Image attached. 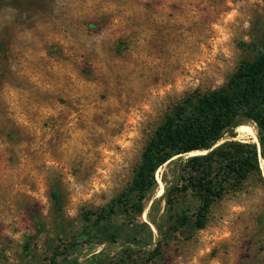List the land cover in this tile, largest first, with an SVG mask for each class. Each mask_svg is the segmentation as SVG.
Masks as SVG:
<instances>
[{"label":"rangeland","instance_id":"rangeland-1","mask_svg":"<svg viewBox=\"0 0 264 264\" xmlns=\"http://www.w3.org/2000/svg\"><path fill=\"white\" fill-rule=\"evenodd\" d=\"M263 35L264 0H0V264H264L261 157V178L213 204L189 239L166 233L174 158L140 214L151 234L117 211L115 243L70 247L130 186L171 109L224 86ZM235 133L259 148L253 123Z\"/></svg>","mask_w":264,"mask_h":264},{"label":"trees","instance_id":"trees-1","mask_svg":"<svg viewBox=\"0 0 264 264\" xmlns=\"http://www.w3.org/2000/svg\"><path fill=\"white\" fill-rule=\"evenodd\" d=\"M245 122L255 125L259 148L235 139V130ZM192 152L200 154L189 156ZM260 157L264 164V35L252 60L240 63L224 86L205 94H189L171 109L146 143L130 186L92 215L83 232L72 237L70 247L115 243L126 231L123 224L112 222L117 211L138 219L151 234L140 214L157 188L155 173L174 158L179 161V179L168 183L162 175L165 188L160 199L168 214L166 233L179 232L189 239L204 228L213 204L249 178H261ZM51 199L60 208L56 190L51 191ZM178 204L181 207L176 209ZM149 221L162 232L150 217ZM35 226L39 232V225ZM159 254L155 249L148 256ZM56 257L47 259V264H61Z\"/></svg>","mask_w":264,"mask_h":264},{"label":"bare ground","instance_id":"bare-ground-1","mask_svg":"<svg viewBox=\"0 0 264 264\" xmlns=\"http://www.w3.org/2000/svg\"><path fill=\"white\" fill-rule=\"evenodd\" d=\"M239 131H243V130H239ZM197 154H200V152H192V153L189 154V156L197 155Z\"/></svg>","mask_w":264,"mask_h":264},{"label":"water","instance_id":"water-1","mask_svg":"<svg viewBox=\"0 0 264 264\" xmlns=\"http://www.w3.org/2000/svg\"><path fill=\"white\" fill-rule=\"evenodd\" d=\"M192 156H194V155H192Z\"/></svg>","mask_w":264,"mask_h":264}]
</instances>
